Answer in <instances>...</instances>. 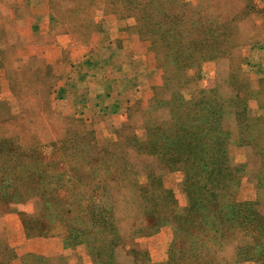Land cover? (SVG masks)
<instances>
[{"label":"rangeland","instance_id":"obj_1","mask_svg":"<svg viewBox=\"0 0 264 264\" xmlns=\"http://www.w3.org/2000/svg\"><path fill=\"white\" fill-rule=\"evenodd\" d=\"M120 1L0 0V264H264L258 254H244L241 235L222 240L216 256L183 254L199 231L211 230L189 229L204 215L190 201L192 170L169 171L146 143L153 125H173L179 101L190 106L238 94L245 116H264V0H178L183 18L213 20L210 29L230 32V48L191 57L184 37L174 60L140 38L135 16L115 10ZM122 49L136 53L130 80L152 78V85L136 97L127 92L131 104L112 117L108 106L85 105L84 93L88 82L93 89L119 72L105 58ZM224 121L229 165L245 168L232 195L259 201L254 175L261 161L239 145L235 116ZM89 143L99 152L114 145L106 156L90 149L88 165L80 151ZM19 149L26 155L11 157ZM125 161L129 174L118 170ZM205 181L199 177L200 187ZM196 194L202 202L203 192ZM259 210L264 214V204ZM174 243L176 259L169 257Z\"/></svg>","mask_w":264,"mask_h":264},{"label":"trees","instance_id":"obj_2","mask_svg":"<svg viewBox=\"0 0 264 264\" xmlns=\"http://www.w3.org/2000/svg\"><path fill=\"white\" fill-rule=\"evenodd\" d=\"M179 6L178 0L175 2H169V0H148L147 2L121 0L118 6H115V10L118 13L122 11L132 13L136 18V27L140 38L150 40L152 50L164 51L173 60L181 50L178 43L184 37L188 38L187 48L184 45V50L189 51L191 57L190 51L199 53L202 58L203 55H209L212 50L221 54L230 48L227 45L230 32L225 35L222 31L210 29L213 20L205 23L198 21L199 19L183 18L176 9ZM162 42L165 44L164 49L159 47ZM183 65L185 66V63ZM53 89L51 86L48 96ZM48 96L44 102L45 111L50 109ZM238 96L236 94L227 101H218L219 98H215L200 100L199 103L195 102L201 107L196 104L188 106L179 101L175 104L177 112H174L172 116L173 125L169 126L167 123L158 122V127L153 125L151 131L149 130V139L146 141L147 145L151 146L148 148L150 156L155 157L160 165L169 171L184 170L189 167L192 172H197L200 178L206 179L205 182H201L203 186L200 187L199 177L192 175L190 171L186 172L187 181L190 183V201L195 206H201L203 210L201 213H204L203 216H199L200 226H193L189 229L195 232V229L205 228L207 225L211 228L208 232L206 230L199 231L201 239L193 240L188 248H181L183 254L187 253L194 260L201 259L200 256L205 255L216 256L222 240L228 239V235H231V238L241 235L247 241L240 247L245 250L244 254L255 253L264 258V214L259 210L264 204V116L255 119L245 116L244 109L239 108L238 102L241 99ZM228 115H233L236 118L239 145L252 149L261 161L259 169L254 175L257 181V191L260 192L259 201L237 202L232 195L234 194L233 189L240 186L239 178L245 168H231L229 165L228 127L227 130L221 127L224 126V120ZM131 142L134 145L137 144L135 136H132ZM112 145L114 144H109L108 147H104L102 152H99V148L96 149L97 145L94 147L89 143L87 148L81 150L80 153L84 155L85 162L89 165L94 159L91 150L98 155L104 152L103 154L106 156ZM19 151L20 154L11 152V157L26 155L20 149ZM118 170L121 174H129L131 171L130 165L126 161L123 165L121 164L120 168L118 167ZM88 172H91V169ZM58 183L60 182H57V185ZM133 185H136L134 181ZM199 192H203L205 195L202 202H200L201 197L196 194ZM147 201L145 198V202ZM93 202L94 210L100 211L103 216H106L104 206L96 204L99 201L93 200ZM89 209H92V206H89ZM102 221L107 220L102 219ZM188 227L187 225L186 228ZM177 247L175 243L170 247V258L176 259L173 251Z\"/></svg>","mask_w":264,"mask_h":264},{"label":"crops","instance_id":"obj_3","mask_svg":"<svg viewBox=\"0 0 264 264\" xmlns=\"http://www.w3.org/2000/svg\"><path fill=\"white\" fill-rule=\"evenodd\" d=\"M135 55L136 53L133 52L131 49H124V50L122 49L121 51H119L118 55H116L114 52H109L105 60L109 58L111 65L114 64L118 65L117 67L119 72L118 73L113 72V75H111L110 77L108 76L107 79L106 78L102 79L103 82H100V84L96 82V85L93 87V89L91 88L93 83L88 82L87 86L89 88L85 87V93H84L86 95L85 96L86 100L84 101L85 105L94 104L95 109L97 110L103 109L104 111L105 109L103 107L108 106L110 107L109 110H111L112 113H115V115H112V117L123 116L124 112L122 109L124 108L125 105L131 104V102H128L130 98H127L126 96L128 94L127 92L132 94L133 97H136V94H139L141 92L142 87L144 88L147 87L149 90L150 85H152L151 84L152 78L148 79V82L147 81L135 82L134 80H130V73H131V68H133L134 66V61L136 57ZM116 59L118 60L117 62H115ZM153 82H160V79ZM73 84L75 85V82ZM159 84L160 83H156L155 85H159ZM144 88L143 91L146 92ZM105 89L108 91L106 92ZM109 90H111L112 92ZM143 95L146 94L143 92ZM104 98H106V100L109 101V103H106V105L103 104Z\"/></svg>","mask_w":264,"mask_h":264}]
</instances>
